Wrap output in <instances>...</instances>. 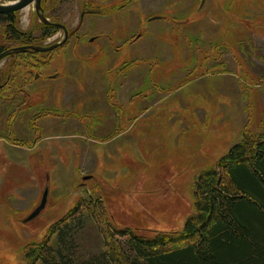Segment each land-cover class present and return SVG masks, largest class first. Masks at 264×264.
Segmentation results:
<instances>
[{
    "label": "rangeland",
    "instance_id": "1",
    "mask_svg": "<svg viewBox=\"0 0 264 264\" xmlns=\"http://www.w3.org/2000/svg\"><path fill=\"white\" fill-rule=\"evenodd\" d=\"M44 1L71 35L19 53L2 91L0 264H28L77 210L79 261L111 228L181 231L199 175L264 131V0ZM19 21L38 45L63 39L45 36L33 5Z\"/></svg>",
    "mask_w": 264,
    "mask_h": 264
},
{
    "label": "trees",
    "instance_id": "2",
    "mask_svg": "<svg viewBox=\"0 0 264 264\" xmlns=\"http://www.w3.org/2000/svg\"><path fill=\"white\" fill-rule=\"evenodd\" d=\"M42 7L46 15L44 0ZM41 25L46 37L58 30L54 25ZM37 41L33 30L20 29L0 14V55L15 47L38 45ZM17 56H8L11 64L0 71L1 99L7 98L2 91L8 85L5 82L11 77L13 81L10 66ZM21 92H13L8 100L16 101ZM219 168L197 178L195 213L181 231L144 237L129 228H111L104 233L105 250L79 261L74 237L85 219L75 221L77 210L61 222L64 226L53 229L55 244L48 240L28 249V264H264V131L234 145Z\"/></svg>",
    "mask_w": 264,
    "mask_h": 264
},
{
    "label": "water",
    "instance_id": "3",
    "mask_svg": "<svg viewBox=\"0 0 264 264\" xmlns=\"http://www.w3.org/2000/svg\"><path fill=\"white\" fill-rule=\"evenodd\" d=\"M32 5L35 8L37 16L39 17V19L43 23H45L46 25H54V26L60 28L61 30H63V32H64L63 39H61L59 42L50 44L48 46L27 45V46H19V47L9 49L0 55V63L5 58H7L8 56H11L13 54L25 53L28 51H35V52L53 51V50L59 48L60 46L64 45L67 42V40L69 39L71 33L68 30V28L66 27V25H64L62 23H58V22H52L49 18L46 17V15L44 13V9L42 7V0H17L15 2L9 3V4H1L0 3V14H4V15L8 16L14 21L16 18V12L24 10V9H26ZM0 88H1V86H0ZM47 196H48V191L46 190L44 192L41 204L38 206V208H36V210L32 213V215L29 217L28 220H31L34 217H36L43 210V208L47 202Z\"/></svg>",
    "mask_w": 264,
    "mask_h": 264
},
{
    "label": "flooded vegetation",
    "instance_id": "4",
    "mask_svg": "<svg viewBox=\"0 0 264 264\" xmlns=\"http://www.w3.org/2000/svg\"><path fill=\"white\" fill-rule=\"evenodd\" d=\"M0 1H2V0H0ZM17 1V0H16ZM13 2H15V1H13ZM13 2H8V1H2L1 2V4H9V3H13ZM42 3H43V0H42ZM22 11V10H21ZM21 11H18V12H16V18H15V20L13 21L10 17H8V16H6V15H4V14H2V15H4V16H6V17H8L11 21H12V23H14L15 21H16V23H19L20 21H19V14L21 13ZM1 86V88H3L4 86H3V84H1L0 85Z\"/></svg>",
    "mask_w": 264,
    "mask_h": 264
}]
</instances>
